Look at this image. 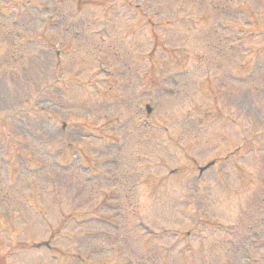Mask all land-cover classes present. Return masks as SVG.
<instances>
[{"label":"rangeland","instance_id":"rangeland-1","mask_svg":"<svg viewBox=\"0 0 264 264\" xmlns=\"http://www.w3.org/2000/svg\"><path fill=\"white\" fill-rule=\"evenodd\" d=\"M148 1L0 0V264H264V0Z\"/></svg>","mask_w":264,"mask_h":264}]
</instances>
